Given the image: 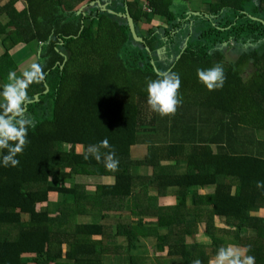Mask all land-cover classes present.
I'll use <instances>...</instances> for the list:
<instances>
[{
	"label": "trees",
	"instance_id": "obj_1",
	"mask_svg": "<svg viewBox=\"0 0 264 264\" xmlns=\"http://www.w3.org/2000/svg\"><path fill=\"white\" fill-rule=\"evenodd\" d=\"M17 1L0 7L9 18L0 76L14 67L10 48L30 40L46 43L38 57L45 78L29 86L27 109L42 103L43 95L49 103L48 114L39 115L28 129L30 143L18 154V167H4L7 149L0 150V264H103L107 257L114 258L112 264H146L132 256L141 236L157 239L154 256L167 252L172 258L156 264H208L228 244L249 248L256 264H264V217L250 214L264 209V189L256 187L264 181V155H254L250 142L242 146L255 129L264 130V44L261 53H243L233 63L223 62L219 50L211 49L228 37L243 43L264 36V0H211L209 11L197 14L189 13L188 0H150V13L139 9V0H122L124 23L99 9L79 11L96 0H25L22 11L14 8ZM224 12L236 16L205 30L203 42L186 45L169 67L139 65L144 58L127 44L129 21L137 29L139 21L162 17L178 31L186 18L190 29L184 32L191 34L199 21L211 25V16ZM152 32L141 42L148 55L156 42ZM121 53L135 56L130 62ZM248 56L255 69L245 80ZM216 64L223 66L226 83L209 91L197 68ZM159 71L181 77L183 103L175 115L161 116L147 104V82L157 79ZM105 138L119 161L116 171L108 170L103 158L85 159L88 147ZM214 143L219 145L215 155ZM138 149L145 151L142 157L135 153ZM182 160L188 163L183 172L178 167ZM133 167H150L151 174H134ZM88 185L93 192L86 191ZM209 185L213 193L196 194L194 202L211 209H189L191 187ZM170 186L176 204L153 205L149 188L162 194ZM54 193L68 195L69 201L52 213L38 208ZM112 212H130L136 220L119 216L114 227L103 224ZM214 217H223L227 228H217ZM245 227L255 233L245 236ZM162 228L165 234L159 233ZM200 229L208 246L196 239ZM117 239L125 240L126 247L107 246Z\"/></svg>",
	"mask_w": 264,
	"mask_h": 264
},
{
	"label": "clouds",
	"instance_id": "obj_2",
	"mask_svg": "<svg viewBox=\"0 0 264 264\" xmlns=\"http://www.w3.org/2000/svg\"><path fill=\"white\" fill-rule=\"evenodd\" d=\"M85 5L82 6V8ZM199 81L209 90L222 89L226 83V74L222 65L216 64L209 68H197ZM45 78L43 67L39 63L32 62L24 67L20 75L16 71L8 73V82L0 90V150L7 149V154L2 156L4 167H18V154H22L30 143L28 129L33 120L26 115L28 88L33 83H40ZM182 85L181 77L173 71H159L158 78L147 82V104L149 108L161 116L175 115L182 105L180 95ZM101 149H109L107 153H101ZM93 156L98 162L103 158L105 167L110 171H116L119 161L115 158V150L107 138L98 144L90 145L85 154ZM215 155V154H214ZM256 187L264 189V181H257ZM249 248L236 244L221 246L208 264H256L255 257L249 255ZM193 264H201L200 260Z\"/></svg>",
	"mask_w": 264,
	"mask_h": 264
},
{
	"label": "rangeland",
	"instance_id": "obj_3",
	"mask_svg": "<svg viewBox=\"0 0 264 264\" xmlns=\"http://www.w3.org/2000/svg\"><path fill=\"white\" fill-rule=\"evenodd\" d=\"M255 1V0H253ZM105 5V3H104ZM103 4H100L97 6L98 9L101 10H106L104 8ZM138 5H139V9L142 12H147V9L145 8L146 6L141 5L140 0L138 1ZM146 5V4H145ZM193 5V4H192ZM107 6V5H106ZM110 6L114 9H116V12H122V8H123V3L122 0H115L114 3H111ZM148 9H151L150 4H148ZM190 9L188 10L189 13L192 12L194 14H197L195 12H200L201 9L198 6H191L189 7ZM82 10L84 12H86V14H89V11H91V8H82ZM204 11V10H203ZM209 11V10H208ZM207 11V12H208ZM150 13V12H149ZM206 13V12H205ZM220 16L219 18H216L214 15L211 16L212 18V22L211 25L208 21H205L204 26H202L203 24H199L202 23V21H199V23L194 27L193 31L191 34H188L187 32H184L185 30L190 29L188 22H186V18L182 20V25L180 26L179 29L181 30H175V28H173L169 23H167V21L163 18H159V17H152L149 20H154V21H148L146 23L142 21H139L138 25H137V29H135L134 27V31H135V35H137L139 38H143L146 37L147 35H149L150 31H153L152 35L156 38V42L154 45V51L152 53H150V55H148L145 51V48L141 45V43L133 40V37L131 35V37L128 39L127 44L132 45L135 49H137L142 57L144 58V60L142 62L139 63V65H143L146 64L148 62H151L153 64V66L155 67H163L160 64L166 63L164 66L165 67H169V65L171 64V62L180 54L181 50L183 47H185L186 45L189 44H199L201 42H203L201 40L202 38V33L205 30L211 29L213 26L217 27V24L219 23V21L224 22V19H233L234 16L236 15H226L225 12L218 15ZM224 18V19H223ZM113 20H118V22L124 23L125 20L124 18L118 17V18H114ZM164 30H168L169 33H171V36H169L168 34H165V32H163ZM187 33V34H186ZM231 40V41H228ZM228 41V42H227ZM242 41V40H241ZM243 42V41H242ZM262 44H264V36L259 35L252 40L246 41V42H237L235 41L234 37L232 38H227L226 42H223L222 44H215L213 46V48L211 49H218L219 53L221 54L222 58H223V62H230L233 63L235 62L239 56L243 53H250L252 51H258V52H262ZM173 47V48H171ZM174 47L176 49H174ZM37 53V52H36ZM42 53H44V47L42 49H39L38 51V57L39 55H41ZM122 56L124 57L123 54H125V58L128 59L130 62H132L133 57L132 55H128V53H121ZM138 55V54H137ZM117 56H119V54H117ZM120 57V56H119ZM248 64L246 69V75H242L243 79H247L249 77L250 74L253 73V70L255 69V66H252V57L248 56ZM36 91H38L37 88H34ZM45 93V92H43ZM38 94V93H36ZM38 97V95H37ZM43 99L44 101L42 103H40L39 105H37L36 107H34V109H32L31 111H29L27 108V104L29 105L31 103V98L28 99L27 103L25 104V112L26 115L31 118L33 120V123L37 121V119L39 118V115L41 116L40 118L45 117L48 114V99H47V95H43ZM47 100V101H46ZM151 115V114H150ZM65 150L68 149V147L65 145L64 146ZM77 152H82V148L81 147H77L76 148ZM253 152H258L256 149L253 150ZM145 154V152H144ZM64 186L69 187V185L71 183L64 181ZM53 186H59L60 184H52ZM93 188L91 185H88L86 190L88 192H93ZM49 201L46 202L44 205V207L46 209H48V211L51 213L54 212V210L60 205L62 204L63 201H66L68 199H66V195L61 193V194H52L49 196ZM38 208H43L38 207ZM44 208V209H45ZM116 215H110L109 218H112ZM109 222H112V224L115 223V221L113 220H108ZM205 238L206 237H202L200 236L198 238L199 241L201 242H205ZM146 247L142 248L140 250L141 252V256L143 258H147L150 257L149 255H151L150 250L153 248V245L150 244L149 242L147 244H145ZM108 247H117L120 246L121 248H125L126 247V241L123 239H117L111 243H109L107 245ZM208 254L211 253L210 249H208ZM152 253H155V250H152ZM140 253L137 252H133L132 256H138ZM164 256H167L166 254ZM167 258H163L161 260H165ZM115 261L114 258L112 259L111 262L107 261L106 258L104 259V263L103 264H112V262ZM142 263H146V264H156L153 261H148V262H142Z\"/></svg>",
	"mask_w": 264,
	"mask_h": 264
},
{
	"label": "crops",
	"instance_id": "obj_4",
	"mask_svg": "<svg viewBox=\"0 0 264 264\" xmlns=\"http://www.w3.org/2000/svg\"><path fill=\"white\" fill-rule=\"evenodd\" d=\"M8 1L9 0H0V7L4 6ZM96 1L97 2H95L93 4L85 5L84 8L85 7L91 8V11H92L94 9H98L97 8L98 5H100V4H103L104 5V3H105L104 8L106 10L105 11L104 10H101V9H99V10L101 12H105V14L108 15V16H110V18L112 20L114 18H118L117 16L121 17V15L123 14L122 12H119V11L116 12V9H114V8H112L110 6V4L111 3H114L115 0H96ZM255 1L256 2H254V3H258V0H255ZM210 2H212V1L211 0L210 1L209 0H188L187 1V8L189 10L190 9L189 8L190 5L191 6H194V7L195 6H198L201 9V11L204 10L203 12H207L209 10V6H210L209 4H210ZM26 7H27V2L25 0H18L14 4V8L17 11H22ZM83 13L86 14V12H84V11H83ZM190 13H192V12H190ZM159 18L161 19L162 17H159ZM8 21H9V18H8L7 13H3L2 12L0 14V26L2 25V27H0V57L6 52V49H5L4 45H3V40L5 39L6 34H7V31L9 29V27H5V25L7 24ZM148 21L151 22V21H154V20H148ZM45 46H46V43L43 44V43H40L38 41H33V40L31 41L30 40V42H28V43H23V42L21 43L20 42L16 46L10 48L8 50V54H9L11 60H12V63L14 64V67L11 69V71H16L17 72V75H20L22 69L24 67L28 66L30 63H32V62L40 63V61L38 60V51H39V49H42ZM171 48H173V47H171ZM174 49H176V48L174 47ZM183 49H184V47L182 48V50ZM179 55L177 57H179ZM175 59L171 63H173L175 61ZM165 64L166 63L163 62V64H160V65L163 66V67H165L164 66ZM7 77H8V74L6 76H4V77L0 76V89L1 90H2V86L5 83L8 82ZM204 138H206V137H204ZM217 139H218V137H217ZM249 142H250V146H251L252 153L254 155L258 156V157H262L264 155V145L263 146H260L258 144L259 143H264V130H262V129L256 130L255 129L254 134L251 137V141L249 139H246V141L244 142V144L242 146L248 147V143ZM256 142L258 144H256ZM218 146L219 145L218 144H215V143L214 144H211L210 147H211L212 154H217V152H218ZM254 149H256L258 152H253ZM136 152H138V156L139 157H142L144 155V152L145 151L142 150V149H138V150L135 151V153ZM167 164L170 165L171 164L170 161H167ZM178 167H179V170H181L182 172L183 171H186V170H188V163L186 161L182 160L178 164ZM132 172L134 174L149 175V174H151V168L150 167H133L132 168ZM205 174H206L207 177H210L211 176L210 175L211 174L210 170L209 169H206ZM211 178H213V176H211ZM219 178L220 177H216L217 181H219L218 180ZM88 182H90V181H88ZM93 190H94V188H93ZM174 190H175V188L170 186V188H168L167 190L162 191V194H161L159 188H157V187H150L149 188V197L151 199V203L153 205H156V206H172V205L176 204L177 197L174 194ZM213 191H214V186H212V185L205 186V187H201V186L191 187V189L189 190L188 195H187V200H186L187 207L189 209H191V210H196V209L209 210V209H211V206H208V205H199V206H196V204L194 202L195 201L194 200V197H195L196 194H199V195L204 196V195L213 193ZM232 192H236V188L235 187L232 188ZM54 194H56V193H54ZM66 199H68V201H69V196L68 195L66 196ZM44 204L45 203L41 204L40 207L41 206L42 207L45 206ZM112 214L113 215H116V216H114L112 218H109V216L112 215ZM250 214L252 216L264 217V209L263 208H260L258 211H252ZM119 216H121L122 218H127V219L132 220V221H135L136 220L135 216H133L130 212H126V213H122V214L112 212V213H110L109 215H107L102 220V223L103 224H108V225H111V226L114 227L115 226V223L112 224V222H109L108 220H113V221L116 222V219ZM149 219L150 218H148L147 220H149ZM187 220L189 222H192L193 221V217L192 216H189L187 218ZM214 224H215V226L217 228H227V226L225 224V220H224L223 217H219V218L218 217H214ZM166 232H167V229L166 228H162L159 231L160 234H165ZM254 233H255V229L254 228H251V227H245L244 228L243 234L245 236L253 235ZM200 236L206 237L204 235V233H203V230H201V229L199 231V235L196 236L197 237L196 239H197V241L199 243H203V244L205 243L208 246L210 244L209 243V240L207 238H205V242H201V241L198 240V238ZM92 239L93 240H96V237H93ZM148 242L153 245V248L150 250L151 255H149L150 257L143 258L141 256L140 250L142 248L146 247L145 244H147ZM189 242H190V239H189ZM156 245H157V239L156 238H154V237L141 236L140 239H139V242L137 243V245L135 246V248L132 250V253L133 252L134 253L135 252L140 253L138 256L135 257L136 260H138V262H140V263L141 262H148L149 260L150 261H153L155 263V262H157V260H161L163 258H167L165 260L172 259V258H170L167 255V252H165V253H157L154 256L153 253H152V250H155ZM165 254L167 256H164ZM112 259L113 258H109V257L106 258V260L109 261V262Z\"/></svg>",
	"mask_w": 264,
	"mask_h": 264
},
{
	"label": "water",
	"instance_id": "obj_5",
	"mask_svg": "<svg viewBox=\"0 0 264 264\" xmlns=\"http://www.w3.org/2000/svg\"><path fill=\"white\" fill-rule=\"evenodd\" d=\"M95 2H97V1H95ZM95 2H91L90 4H93V3H95ZM84 8V7H83ZM82 10V7L80 8V10L79 11H81ZM128 25H129V28H130V33H131V35H132V37H133V40H135V41H137V42H139V43H141L142 42V38H139L137 35H135V31H134V27H133V24H132V22H128ZM34 98H37V94L34 96Z\"/></svg>",
	"mask_w": 264,
	"mask_h": 264
},
{
	"label": "built area",
	"instance_id": "obj_6",
	"mask_svg": "<svg viewBox=\"0 0 264 264\" xmlns=\"http://www.w3.org/2000/svg\"><path fill=\"white\" fill-rule=\"evenodd\" d=\"M149 1H150V0H140L141 5L146 6L145 8L147 9L148 13L151 12V9H148V7H147L148 4H149ZM145 4H146V5H145Z\"/></svg>",
	"mask_w": 264,
	"mask_h": 264
}]
</instances>
